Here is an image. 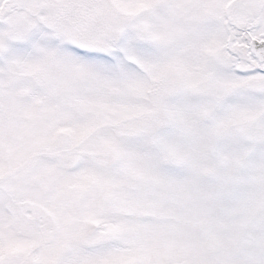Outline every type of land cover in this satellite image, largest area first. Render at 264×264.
Masks as SVG:
<instances>
[{
  "label": "snow or ice",
  "instance_id": "6c2138e0",
  "mask_svg": "<svg viewBox=\"0 0 264 264\" xmlns=\"http://www.w3.org/2000/svg\"><path fill=\"white\" fill-rule=\"evenodd\" d=\"M0 264H264V0H0Z\"/></svg>",
  "mask_w": 264,
  "mask_h": 264
}]
</instances>
